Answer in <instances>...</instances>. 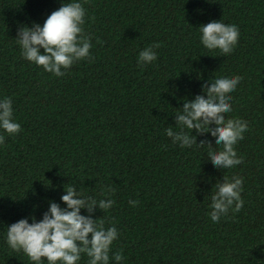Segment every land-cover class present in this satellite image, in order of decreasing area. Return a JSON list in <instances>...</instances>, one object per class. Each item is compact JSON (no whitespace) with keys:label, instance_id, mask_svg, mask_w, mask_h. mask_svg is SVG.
I'll use <instances>...</instances> for the list:
<instances>
[{"label":"trees","instance_id":"trees-1","mask_svg":"<svg viewBox=\"0 0 264 264\" xmlns=\"http://www.w3.org/2000/svg\"><path fill=\"white\" fill-rule=\"evenodd\" d=\"M62 2L71 0H0V101L11 98L21 126L0 129V264H32L8 247L7 226L42 219L50 201L66 207L68 183L115 201L93 217L118 231L109 264L116 252L119 264H264V0H77L92 58L57 77L24 59L15 38ZM213 20L239 28L227 56L200 42L199 26ZM154 43L157 59L138 65ZM235 75L243 79L225 116L248 122L235 145L243 162L217 169L207 146L181 148L165 130H180L174 116L205 82ZM225 175L243 177L244 206L213 223L211 196ZM108 186L115 192L101 195Z\"/></svg>","mask_w":264,"mask_h":264},{"label":"clouds","instance_id":"clouds-1","mask_svg":"<svg viewBox=\"0 0 264 264\" xmlns=\"http://www.w3.org/2000/svg\"><path fill=\"white\" fill-rule=\"evenodd\" d=\"M86 10L77 0L62 2L61 6L47 16L43 25L33 23L31 27L21 26L15 38L21 48L24 59L42 67L44 71L54 76L62 77L78 61L91 60V37L84 32ZM200 42L208 50H219L224 56L231 54L238 43L239 28L235 24H226L221 20H213L199 26ZM97 43H100L97 40ZM154 43L139 52L138 65H145L157 59ZM43 49V53H41ZM243 78L239 75L222 76L209 80L202 85L203 94H198L192 100L183 103L181 111L175 118V126L168 127L166 135L174 144L181 148H209L208 157L217 169H232L243 162V157H237L235 145L244 139L243 133L249 130L247 121L239 118H227L225 114L232 111L231 95ZM214 125V127H213ZM0 129L8 135H16L21 131L19 123L13 120L11 98L0 101ZM191 130L192 134L185 131ZM210 133L215 138V145H222L220 150H212L211 141L204 139L197 143V135ZM5 142L0 135V144ZM243 177L223 176L214 185L211 196V211L208 213L213 223H218L222 216H227L231 210L238 213L244 206L241 197ZM115 189L108 186L101 195H111ZM66 207L59 203L49 202V208L43 213L42 219L32 222L22 218L7 226L6 243L14 252H22L32 264H78L81 256L88 257V264H109L110 251L113 242L118 238L115 226L105 227L104 219L93 218L95 210L102 212L111 209L115 203L112 199H99L86 196L77 190L74 184L64 186V194L60 197ZM139 201H129L132 207ZM86 215L81 214V210ZM116 264L122 261L121 252L111 257Z\"/></svg>","mask_w":264,"mask_h":264}]
</instances>
